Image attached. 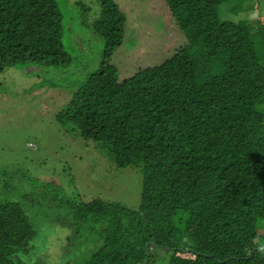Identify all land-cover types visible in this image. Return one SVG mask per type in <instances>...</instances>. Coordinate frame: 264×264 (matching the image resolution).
<instances>
[{
  "label": "trees",
  "instance_id": "1",
  "mask_svg": "<svg viewBox=\"0 0 264 264\" xmlns=\"http://www.w3.org/2000/svg\"><path fill=\"white\" fill-rule=\"evenodd\" d=\"M165 3L188 43L119 81L127 15L116 0H76L104 49L56 119L107 145L118 168L143 164L138 208L97 198L78 212L99 231L78 264H150L152 247L167 264H264V15L228 19L244 0ZM63 35L58 0H0V73L69 67ZM35 235L0 197V264H19Z\"/></svg>",
  "mask_w": 264,
  "mask_h": 264
},
{
  "label": "rangeland",
  "instance_id": "2",
  "mask_svg": "<svg viewBox=\"0 0 264 264\" xmlns=\"http://www.w3.org/2000/svg\"><path fill=\"white\" fill-rule=\"evenodd\" d=\"M116 1L127 15L123 44L113 55L119 81L188 43L165 0ZM58 3L71 65L29 62L0 73V197L19 202L36 231L18 253L19 264H78L99 238L94 225L78 218L86 203L101 198L135 209L141 199L142 162L118 168L107 145L81 138L56 119L71 92L99 67L104 49L103 38L84 25L76 0ZM244 9L227 18L256 25L264 0H244ZM168 259L169 251L152 247L150 264Z\"/></svg>",
  "mask_w": 264,
  "mask_h": 264
},
{
  "label": "water",
  "instance_id": "3",
  "mask_svg": "<svg viewBox=\"0 0 264 264\" xmlns=\"http://www.w3.org/2000/svg\"><path fill=\"white\" fill-rule=\"evenodd\" d=\"M149 245H150V242L147 243V246H146V247H147V251H148V249H149Z\"/></svg>",
  "mask_w": 264,
  "mask_h": 264
},
{
  "label": "clouds",
  "instance_id": "4",
  "mask_svg": "<svg viewBox=\"0 0 264 264\" xmlns=\"http://www.w3.org/2000/svg\"><path fill=\"white\" fill-rule=\"evenodd\" d=\"M231 20V19H230Z\"/></svg>",
  "mask_w": 264,
  "mask_h": 264
}]
</instances>
